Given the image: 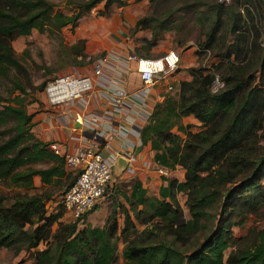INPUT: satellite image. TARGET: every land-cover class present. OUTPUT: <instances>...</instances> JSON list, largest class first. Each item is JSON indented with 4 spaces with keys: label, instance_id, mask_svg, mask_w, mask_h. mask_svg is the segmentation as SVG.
Wrapping results in <instances>:
<instances>
[{
    "label": "trees",
    "instance_id": "1",
    "mask_svg": "<svg viewBox=\"0 0 264 264\" xmlns=\"http://www.w3.org/2000/svg\"><path fill=\"white\" fill-rule=\"evenodd\" d=\"M99 2L107 10L112 4L124 5L126 0H64L72 8L70 14L53 12V4L47 0H19L22 10L18 13L0 6V75L22 69L10 46L13 31L21 36L32 29L57 33ZM196 3L204 6V10L197 8L201 32L195 41L196 53L210 52L213 61L208 69L188 67L189 79L178 82L176 99L170 96L154 103L138 130L140 145H149L152 161L169 170L180 167L183 178L161 176L164 184L158 187V197L151 199L137 180L129 195H122L135 216L142 214L136 212L137 206L148 207L149 215L141 223L157 221L143 233L161 237L139 243L126 210L118 229L119 202L112 204L101 226L78 228L97 203L78 219L63 222L60 206L52 214L45 212L49 194L16 193L6 205L0 193V248L15 254L34 249L32 264H111L117 241L122 239V264H264V228L250 227L244 236L231 240V228L240 226L247 216L264 218V0ZM165 23L156 16L143 15L130 33L148 30L150 36L144 41L149 48L168 29L163 28ZM85 60L82 55L80 63ZM215 76L223 85L212 92ZM44 85H38L37 90L42 92ZM14 87L18 94L7 99L0 96V181L28 188L34 176L43 184L64 178L68 181L63 193L73 176L65 171L62 157L48 149L50 142L29 131L33 114L25 109V89L19 83ZM189 115L200 123L201 130L191 132V125L181 124ZM172 127L184 137L172 133ZM39 164L46 165L36 166ZM179 192L185 195L187 219L176 199ZM207 221L214 223L209 234L182 254L179 248L205 229ZM39 244L43 248L35 249ZM227 248L231 250L223 259Z\"/></svg>",
    "mask_w": 264,
    "mask_h": 264
},
{
    "label": "rangeland",
    "instance_id": "2",
    "mask_svg": "<svg viewBox=\"0 0 264 264\" xmlns=\"http://www.w3.org/2000/svg\"><path fill=\"white\" fill-rule=\"evenodd\" d=\"M19 0H0V6L3 9L17 12L22 10L18 5ZM53 4V12H61L63 14H70L71 7L64 4V0H47ZM201 0H126L124 5L112 4L107 10L103 2L95 4L88 13L82 15L73 25L67 24L63 26L57 33L48 34L47 32H39L32 29L27 36L18 35L13 31L10 35V46L13 54L22 69H10L4 76L0 75V96L4 99L11 98L18 94L14 84L19 83L24 87L25 109L27 113L33 114V125L30 127L31 134L42 141L45 137V128H42V116H45L46 105L43 102L41 92L37 90V86L41 83H46L55 77L62 76L69 73L88 74L91 69V62L86 63L88 58H95L98 56H109L115 58L118 56L135 55L136 57H143L151 55L156 57L162 55L168 50H174L179 55L177 69L173 75L174 84L178 85L181 80L189 79L187 76V68L192 66H202L209 68L213 61L210 52H198L195 45L196 39H199L198 34L201 28L198 25L199 10H204V6L197 4ZM206 1V0H205ZM173 9H176L172 12ZM17 10V11H16ZM170 14V15H169ZM143 15H152L158 17L160 20H165L159 39L155 44L146 48L144 39L149 38L148 30H137L130 33L134 22ZM169 15V16H168ZM86 56L84 63H80L81 57ZM81 56V57H80ZM115 66L119 65L117 59L111 61ZM124 76L125 85L127 88H133L135 85V73L127 71ZM175 91L171 93H162V97L156 102H161L165 97H172L176 99ZM56 114L55 112H53ZM62 120L60 113L56 114ZM55 116L59 121L60 119ZM53 117V116H52ZM181 124L191 125L188 128L191 132H196L202 129L200 123L191 115L185 116L181 119ZM59 125V124H58ZM171 132L183 138L184 134L176 129L171 128ZM48 142V141H46ZM46 164L36 165L44 167ZM142 174L140 173V163L136 164L135 175H127L126 177H119L112 175V180L108 186V192L98 200L96 209L90 212L78 228H82L85 224L91 226H101L110 212L112 204L119 202L122 207L116 210V224L118 229L122 226L123 211L126 210L130 219L133 221L139 243H148L150 240L154 242L161 236H155L143 233L144 229L151 225L157 219H153L147 223H141L149 215V209L146 206H137L136 212L142 211V214L135 216V212L129 209L128 203L125 201L123 194L129 195L131 185L134 181H139L143 188H145V195L148 199L158 197L157 190L161 181V176H158L151 168H144ZM72 176L69 170H65ZM148 171V172H147ZM149 172H154L149 173ZM183 170L175 167L167 178L178 180L182 176ZM144 174V175H143ZM134 175V176H133ZM70 176V177H71ZM140 176L142 182L140 181ZM160 177V178H159ZM160 179V180H159ZM68 179H60L58 181H51L49 184H43L39 181L37 176L32 178L30 187H19L10 184L7 181H0V193L6 198L5 204L9 205L12 202V196L16 193L27 194H49L47 200L44 201V208L47 214H52L58 210V200L67 184ZM264 184V181L262 182ZM176 199L182 211L183 217L188 218L187 208L184 205L185 195L177 193ZM63 222H70L68 215L64 214L61 218ZM214 223L207 221L206 228L192 237L188 244L179 248L182 254L188 253L192 248L196 247L202 242L203 238L209 234L213 228ZM264 228V218H257L254 216H247L240 226H233L231 228V240H237L246 234L250 227ZM55 225L52 226V230ZM132 238V237H130ZM124 243L119 239L116 244L114 260L111 264H122V247ZM43 244H39L35 249L43 248ZM34 251V249H32ZM13 251L6 248H0V264H32L33 251ZM231 248L223 251V259L226 257Z\"/></svg>",
    "mask_w": 264,
    "mask_h": 264
},
{
    "label": "built area",
    "instance_id": "3",
    "mask_svg": "<svg viewBox=\"0 0 264 264\" xmlns=\"http://www.w3.org/2000/svg\"><path fill=\"white\" fill-rule=\"evenodd\" d=\"M218 2L228 3L229 0H217ZM117 59L118 69H122L118 75L124 77L127 71H133L137 79V85L133 89L127 90L126 87L117 83L116 80H107L103 70L115 66L111 61ZM179 55L174 50H168L162 55L156 57H136L135 55L118 56L109 58V56H98L91 63V69L88 74L69 73L48 80L41 92L43 101L48 108H59L63 105L70 106L73 103H86L97 91L102 94L104 101L108 102L110 107L106 112L105 107H101L98 112L87 111L82 113H73L72 119L67 111L60 110L63 127H70L71 130L88 132L89 129H98V122L111 123L113 117H118L128 123L126 117L130 118V124L127 129L137 137L139 128L147 121L152 107L151 99L156 100L162 97V93H171L176 90L172 85L173 75L176 72ZM117 66V65H116ZM223 83L214 77L211 84V91L215 92L222 87ZM178 91V88H177ZM176 91V92H177ZM175 92V93H176ZM101 112V113H100ZM133 113V114H131ZM73 123H77L75 129ZM89 141L80 142L69 149L60 143L50 142L48 149L63 159V167L72 173L73 181L68 188L60 195L58 204L71 220L78 219L83 212L91 208L105 194L110 185L113 175V169L116 166L119 154L109 152L106 141H100L97 137L102 136L99 131H93ZM125 132V131H123ZM127 133V131H126ZM131 145H129L130 147ZM121 157V156H120ZM124 171L128 174L135 173L136 163L139 162L142 167L151 168L158 176H166L169 169L155 164L146 159L137 161L133 153L127 151L124 156Z\"/></svg>",
    "mask_w": 264,
    "mask_h": 264
},
{
    "label": "crops",
    "instance_id": "4",
    "mask_svg": "<svg viewBox=\"0 0 264 264\" xmlns=\"http://www.w3.org/2000/svg\"><path fill=\"white\" fill-rule=\"evenodd\" d=\"M149 56L152 57L151 55H149ZM118 68H119V66H113L112 65V66H110L109 69L103 70V74L106 76L107 80L108 79H110V81L116 80L117 83H120L121 85H123L124 87L127 88L128 86L125 85L124 77L119 78V76H116L119 74V72H117V71H120V72L122 71V69H118ZM134 81H135L134 85L136 86L137 85V79L134 78ZM129 89H131V88H127V90H129ZM153 101L154 100L151 99L150 106H153L152 105ZM44 104H45V102H44ZM101 107H103V108L105 107V109H106L105 111L108 112L110 105L107 101L106 102L104 101L101 92L97 93V91L88 100V102H86L84 104L76 102V103H73L72 105H70L68 107L65 105H63L59 108H55V109L47 107L46 109H50L51 112H48V110H45L44 112L46 114H45V116L43 115L42 119H41V121H42L40 123L41 127L45 128L47 130L44 134L46 138L44 140L42 139V141L60 143L63 146L65 145V147L71 149L80 142L89 141V139H91V135L94 133L93 131L97 130L101 134H104V137L99 135V137H97V138L100 141H102V140L106 141V143L108 145V150H106L105 153L107 154L109 151V152H117L119 154L118 160L116 162V166L113 169V175H118L119 177H126L127 175H132V174H128L126 171H124V166H125L124 156L127 154V151H130L131 153H133L134 156L137 158V161H140L143 159H146L148 161L149 160L152 161V151H150L149 145H145V146L138 145L137 137L134 135V133H132L131 131H129V129L126 128V127H128V124H130V118L126 117L128 120V123H127V122H124V120L122 121V119H120L118 117H113L111 123H107L105 121L98 122V126L100 128H98V129H96V128L89 129L88 128L87 129L88 132H83L82 135H79L80 134L79 130L73 131L68 126L63 127L62 120L59 118V116L56 115L60 112V110L63 109L65 111H67L68 114L70 115V118H71L70 122H71V121H73V119H72L73 113H76V112L82 113V112H87V111L98 112V110H100ZM53 112H55L56 114H54ZM131 114H133V113H131ZM55 116H57L60 119V121L57 118L55 119ZM75 124H77V123H73L72 125L75 129H77L78 126H75ZM133 129L139 130V125H138V128L137 127L135 128L133 126ZM123 131H125V132H123ZM126 131H127V133H126ZM129 145H131V146L129 147ZM138 163L139 162H137L136 164H138ZM178 168H180V167H178ZM145 171H146V169H145ZM145 171H144L143 167L140 165V173L142 174ZM171 172H172V170H170L168 172V174L164 177L167 178V176ZM149 173H153L155 175L154 172H149ZM182 178H183V172H182L181 178L178 179V181H181ZM140 181L142 182L141 176H140ZM143 186H144V183L142 182V187Z\"/></svg>",
    "mask_w": 264,
    "mask_h": 264
},
{
    "label": "water",
    "instance_id": "5",
    "mask_svg": "<svg viewBox=\"0 0 264 264\" xmlns=\"http://www.w3.org/2000/svg\"><path fill=\"white\" fill-rule=\"evenodd\" d=\"M75 126H78V124H75ZM119 161H120V160H119ZM119 161H118V162H119Z\"/></svg>",
    "mask_w": 264,
    "mask_h": 264
}]
</instances>
